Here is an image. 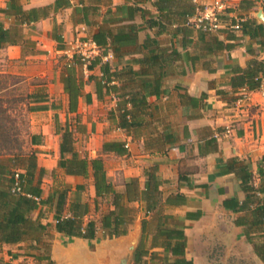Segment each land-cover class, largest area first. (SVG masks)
Returning <instances> with one entry per match:
<instances>
[{
	"label": "crops",
	"instance_id": "crops-1",
	"mask_svg": "<svg viewBox=\"0 0 264 264\" xmlns=\"http://www.w3.org/2000/svg\"><path fill=\"white\" fill-rule=\"evenodd\" d=\"M13 1L24 10L50 6L49 13L22 23L11 7ZM240 1H235L228 21L250 19V32L229 27L202 39L198 27L181 23V3L175 0L165 9L170 18L165 30L148 24L149 14H160L155 0H0V25L22 35L16 43L0 42V92L20 82L30 85V150L23 154H35L39 168H45L42 194L36 197L40 202L30 217L46 226L20 242L0 244V264H40L38 259L45 254L56 264H120L127 253L126 264H134L143 220L148 249L144 264H162L159 258L166 255V235H154L158 227L184 232L185 253L169 251L170 261L181 257L190 264H264L255 250L256 243H264V223L258 222L256 211L264 193L258 191L254 201L247 200L244 181L249 174V184L264 188V95L247 83L249 74L264 62V30L258 26L263 22L256 16L264 1L251 8L240 7ZM183 26L191 30L187 40ZM101 30L111 34L109 40L120 31L129 35L121 43V55L114 54L110 45L102 54L114 69H146V56H158L150 71L135 77L157 79L160 86L157 92L145 93V106L135 109L136 123L129 129L118 124L121 100L113 93L98 98L94 81H88L90 74L102 76L100 65L77 69L84 87L77 109H69L62 57L72 56L78 38H91ZM27 39L34 43L27 44ZM130 82L128 88L135 90L137 84ZM244 89L251 98L239 105ZM66 125L73 130L79 152L102 158L108 178L120 190L129 178L139 179L144 188L146 171L156 167L161 180L159 204L148 212L144 201L130 202L136 212L127 234L109 237L99 228L97 237L89 240L64 236L56 229V200H47L56 188L69 185V201L79 196L87 202L90 211L85 220L94 218L99 226L102 215L113 208L107 198H98L96 208L92 175H70L60 167L56 130ZM106 142L118 145L105 150ZM18 169L15 153L0 155V183ZM79 184L84 188L78 190Z\"/></svg>",
	"mask_w": 264,
	"mask_h": 264
},
{
	"label": "trees",
	"instance_id": "trees-1",
	"mask_svg": "<svg viewBox=\"0 0 264 264\" xmlns=\"http://www.w3.org/2000/svg\"><path fill=\"white\" fill-rule=\"evenodd\" d=\"M175 1L181 3V23L187 27H194L195 24L191 19L196 14L195 7L193 8L188 0ZM256 1L259 0H241L239 6L242 8H251L256 5ZM171 2H173V0H155V4L160 14L157 16L149 14L150 17L147 21L150 26L158 25L160 30L167 29L166 23L170 18L167 17L165 9L169 7ZM58 4L59 1H56L55 8L58 7ZM11 7L16 8L17 13L22 19V23L25 21L31 22L39 20L48 15L50 9V6H44L24 10L21 6H16L14 1L12 2ZM223 18L229 20V15L226 14ZM251 21L252 20L249 19L239 22L240 27L245 33L250 32L248 26H251ZM258 26L261 31L264 30L263 24H259ZM187 27L183 26L182 28L186 40L191 32ZM198 29L200 38L202 39H204L205 34L212 32L203 28ZM21 36L22 35L18 29H16L14 33H11L9 29H5L0 25V42L16 43ZM128 36L129 35L125 32L120 31L109 40L108 38L111 37V34L108 31L101 30L93 34L91 37V39L98 44L99 48L102 49L101 54L93 56L89 62L88 60H84L83 56L76 52L73 53L71 57L68 55L62 57L65 59L63 83L65 92L69 95L70 111L77 109L79 96L84 87V80L78 76L77 69L83 67L85 63H87V67L90 70L94 69L97 65H100L102 76L98 77L90 74L88 78V81H94L95 92L98 98H102L104 94L113 93L121 100L118 107L119 126L129 129L136 123L134 120L135 109H141L145 106L147 99L145 93L157 92L159 90L160 81L151 78H140L137 81L135 80V77L139 78L141 75L150 71V67L157 64L158 56L153 53L146 56L144 61L149 66L146 69L140 68L139 70H135L132 66L122 69H114L109 60L103 61L102 54L107 53V47H109V45L112 47L111 49L114 54L121 55V43ZM56 39L61 41V37L58 35L56 36ZM26 42L29 45L34 43L31 39H27ZM262 66L259 70L256 69L249 74L247 83L250 89H257L260 86V80L257 78L262 71ZM130 81H134L137 84L135 90L128 88L131 84ZM87 99L90 101L91 96L87 95ZM128 103L131 104V108H128ZM56 131L60 134V167L70 175H82L84 177H89L90 175L93 176L96 191V208L98 207V198H107L113 205V208L102 215L99 226L98 221L94 218L85 220V217L90 211L87 202L82 201L79 196H75L69 201V192L71 190L69 185H66L63 188H56L47 200H56V229L60 233L64 236H78L92 240L97 237L99 228H101L105 236L114 237L125 235L129 231V225L134 220L136 212V209L129 204L130 202L136 200L144 201L148 212L156 209L161 194L159 188L161 180L157 176L156 167L150 168L146 171L147 177L144 188L141 187L139 179L129 178L125 180L124 188L120 190L108 178L102 158H88L79 152L74 143L75 139L73 130L69 128L68 125L63 128L58 127ZM116 144L118 145L117 142H106L104 144V149H113V145ZM117 152L124 153L125 150L117 149ZM15 163L17 168L20 169L17 171H11L10 177L0 183V244L17 243L28 236L36 235L46 229L44 224L30 217V213L40 202L36 200V197H40L42 194L41 179L45 173V168H39L35 154L33 153L28 155L23 153L15 154ZM261 173L264 174V169L261 170ZM16 174H18V177H16ZM250 179L252 178L249 174L244 177V181L247 182L245 184V190L248 192L247 200L252 202L256 199L255 194L258 191L264 193V188L255 187L252 183L249 184ZM17 183L20 190H14ZM83 188L84 185H77L78 190ZM256 211L258 222L264 223V197L262 203L256 207ZM145 232L146 220H143L142 236L134 252V264H144V256L148 253V249L145 245ZM154 235L155 237L166 235V241L163 242L166 255L159 258L160 261H162V264L191 263L181 257L176 258L174 261H170V257L167 255L169 251L174 255H184L185 235L183 231H172L158 227ZM174 238L176 241L173 244L172 240ZM31 246L35 247L36 244H33L32 242ZM45 249L48 251L49 247L46 245ZM255 250L262 260H264V243H256ZM38 260L43 261L40 264H56L48 254L39 257Z\"/></svg>",
	"mask_w": 264,
	"mask_h": 264
},
{
	"label": "rangeland",
	"instance_id": "rangeland-1",
	"mask_svg": "<svg viewBox=\"0 0 264 264\" xmlns=\"http://www.w3.org/2000/svg\"><path fill=\"white\" fill-rule=\"evenodd\" d=\"M28 82L0 92V155L30 150L31 122Z\"/></svg>",
	"mask_w": 264,
	"mask_h": 264
},
{
	"label": "built area",
	"instance_id": "built-area-1",
	"mask_svg": "<svg viewBox=\"0 0 264 264\" xmlns=\"http://www.w3.org/2000/svg\"><path fill=\"white\" fill-rule=\"evenodd\" d=\"M196 5V14L192 17L191 21L198 28H203L208 31H220L223 28H239L240 23H230L228 20L223 18L224 15L228 14L235 8L236 0H211L206 3H199V0H192ZM99 46L91 38L80 37L76 41L73 53H79L83 56L84 60H89L98 54ZM87 63H85V67ZM260 80V86L257 88L261 94L264 95V62L262 71L258 78ZM251 98V92L244 89L240 97L237 100V104L243 105ZM18 177V174H16ZM14 190H20L18 183L14 187Z\"/></svg>",
	"mask_w": 264,
	"mask_h": 264
},
{
	"label": "water",
	"instance_id": "water-1",
	"mask_svg": "<svg viewBox=\"0 0 264 264\" xmlns=\"http://www.w3.org/2000/svg\"><path fill=\"white\" fill-rule=\"evenodd\" d=\"M256 16L262 20L263 24H264V8L261 7L259 8L257 11H256ZM128 256L129 254H125L122 258H121V261H120V264H126L127 261H128Z\"/></svg>",
	"mask_w": 264,
	"mask_h": 264
}]
</instances>
